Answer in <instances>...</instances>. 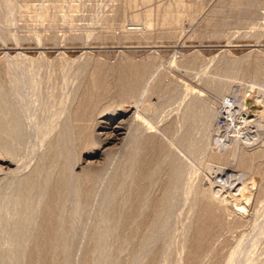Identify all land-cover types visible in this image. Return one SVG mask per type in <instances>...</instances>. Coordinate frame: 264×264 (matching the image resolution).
Instances as JSON below:
<instances>
[{"label":"rangeland","instance_id":"rangeland-1","mask_svg":"<svg viewBox=\"0 0 264 264\" xmlns=\"http://www.w3.org/2000/svg\"><path fill=\"white\" fill-rule=\"evenodd\" d=\"M0 264H264V0H0Z\"/></svg>","mask_w":264,"mask_h":264},{"label":"bare ground","instance_id":"bare-ground-1","mask_svg":"<svg viewBox=\"0 0 264 264\" xmlns=\"http://www.w3.org/2000/svg\"><path fill=\"white\" fill-rule=\"evenodd\" d=\"M129 74H130V73H129ZM136 75H137V74H136ZM122 77H123V76H122ZM128 79H129V78H128ZM131 79H132V78H131ZM121 82H122V81H121ZM125 83H126V82H125ZM48 207H49V206H48ZM48 207H47V208H48ZM48 214L51 215L49 212H48ZM48 217H50V216H48ZM49 224H50V223H49ZM50 225H51V224H50ZM50 225H49V226H50ZM50 227H51V226H50ZM49 229H50V228L46 229V231H48Z\"/></svg>","mask_w":264,"mask_h":264}]
</instances>
